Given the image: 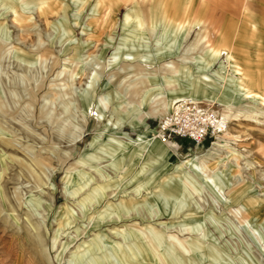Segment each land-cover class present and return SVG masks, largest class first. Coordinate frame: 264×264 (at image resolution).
Segmentation results:
<instances>
[{
  "label": "rangeland",
  "instance_id": "obj_1",
  "mask_svg": "<svg viewBox=\"0 0 264 264\" xmlns=\"http://www.w3.org/2000/svg\"><path fill=\"white\" fill-rule=\"evenodd\" d=\"M37 1L0 0V264H264L263 117L253 122L236 117L233 105L229 112L217 101L198 100L228 116L224 131L238 135L211 150L210 182L181 162L212 148V130L199 145L159 137L145 148L130 145L166 115L144 116L161 91L148 89L149 79L133 63L119 70L126 61L109 59L117 51L165 50L149 65L158 69L161 86L166 71L160 65L174 61L178 69L181 55L204 50L190 48L201 24L184 39L190 0H48L44 12ZM133 5L143 10L152 33L122 29ZM94 15L95 31L86 35ZM205 15L202 8L196 19ZM217 42L212 45L220 49ZM238 50L234 58L244 68L243 55L248 62L262 59L261 49ZM224 66L226 55L204 75L211 74L225 94L227 77L236 75H224ZM251 66L264 93V64ZM146 81L144 97L137 98V84ZM38 224L45 255L34 234Z\"/></svg>",
  "mask_w": 264,
  "mask_h": 264
},
{
  "label": "bare ground",
  "instance_id": "obj_2",
  "mask_svg": "<svg viewBox=\"0 0 264 264\" xmlns=\"http://www.w3.org/2000/svg\"><path fill=\"white\" fill-rule=\"evenodd\" d=\"M48 0H38V7L39 11L44 12L46 9L45 2ZM28 5V4H24ZM138 8L133 5L126 13L124 17V22L122 23V29L126 32H136L138 34L143 35L144 33H152V30L148 27V21L146 18V15L144 14L143 10H141V14L137 10ZM95 12L100 10L99 5L96 6V9H94ZM101 13V12H100ZM189 13V12H188ZM251 14V13H250ZM95 16V21H87L86 24V30L85 34L89 35L92 32L95 31V23L97 21V17ZM252 17V16H251ZM106 18V17H105ZM134 18H137V24L131 25V21H133ZM181 18V17H180ZM99 19V17H98ZM257 21V20H256ZM186 22V21H185ZM245 22V20H244ZM248 23V22H247ZM159 24V23H158ZM157 24V25H158ZM198 24H201L202 28L195 36V41L192 42L190 45V48L192 49V53L194 50L197 49L198 45L201 44L204 50H202V53L199 54V56H188V55H181L179 58V61L181 62V66L177 69L175 66L174 61H165V64L159 66L160 72L165 70L166 79H163L164 83H161V86L157 87L158 82V76L156 73L158 72V69H150L149 65L152 64L153 59H156L157 62H159L160 59L164 58L165 50L163 51H154L153 53H142V54H133V52H122L117 51L113 52L111 55V58L109 59L110 64H116L118 60L124 59L126 61V66H123L121 69L129 67L130 64H133V70L136 69L141 73V75L144 78L149 79L146 81V83H143L141 86L137 84L136 90L133 93L134 96L138 97H144V87H147L148 85L151 86V88L148 89H155L160 90L161 93L159 94V100L157 103H154L153 105L149 106L148 112L144 116H162L165 115L162 119H164L166 116H169L172 113V110L175 108L176 104L180 100H193L196 102H200L198 100L205 98L207 100L217 101L220 104H223L226 109L229 108V112H231V105L235 106L237 111L236 117L238 115H244L248 117L253 122L261 123L260 117L264 118V93H260L257 88L256 84L254 83V80L257 81L256 78H254L252 75L249 76V73L245 71L243 65H239V63L234 58V53L232 50L221 47L220 49H217L212 45L211 40V27H205V21H199ZM256 24V23H254ZM131 25V26H130ZM156 26V25H155ZM256 28V27H255ZM259 29V28H258ZM189 31L185 34L184 39L187 37ZM179 34L177 33L173 39L176 41L178 39ZM264 41V40H263ZM86 42V41H85ZM173 43V42H172ZM176 46L179 47V42H174ZM122 47V46H120ZM170 48V47H169ZM165 49V48H164ZM191 53V54H192ZM79 56L81 53H78ZM170 54V53H169ZM223 55H226V60L228 61V66L220 67L224 68L226 71L224 75H229L228 71L231 70V73L235 74L236 76H230L229 78V87L228 93L221 90V86L213 84V77L211 74L204 75L206 72V69L211 67L215 61L219 58H221ZM84 58V55L82 56ZM136 61V63H135ZM143 65L146 66V68L143 67ZM192 65V66H190ZM229 67V69L227 68ZM95 67L91 68V71L88 73L90 75H94ZM249 72V71H248ZM101 73V71H100ZM96 74V73H95ZM225 79V76L222 78ZM152 80H157L156 82L152 83ZM166 80V81H164ZM145 84V85H144ZM175 84L177 85L176 89H172L171 86ZM144 86V87H143ZM155 86V87H154ZM232 86V89H231ZM135 89V88H134ZM261 91V90H260ZM263 92V91H262ZM245 100L248 101V103H244ZM246 104V105H245ZM171 109V110H170ZM228 111H225L228 115ZM236 113V112H235ZM234 113V114H235ZM226 117L223 116V118L226 120ZM227 121V120H226ZM249 121V120H248ZM251 122V121H250ZM228 123V122H227ZM263 123V122H262ZM146 126V124H145ZM227 127V126H226ZM162 121L161 123L153 128V129H146L143 134H140L137 138V141H133L130 139V145H142L143 148L149 145V142L154 140L156 142V139L160 136L162 133ZM226 130V128L224 129ZM216 141L213 143L212 148H210L206 154L203 156L198 155H192L191 157L183 160L181 163L191 171H193L195 174L196 170L199 169V171L203 172L202 174H205V178L207 179L206 182H210V176L208 175V172L211 171V166L214 164H211L214 161L215 153H211V150H214V146L220 145V141L223 142L224 139L228 136V139H231L232 137H238V135L230 133L227 131H222L219 133H214L213 137ZM127 138V137H126ZM2 143L5 145H10L9 142L6 139H2ZM157 147V146H156ZM203 157V159H201ZM221 159V158H220ZM40 160H35L34 164L36 166L39 165ZM25 165V163H24ZM79 174V173H78ZM70 179V178H69ZM53 182L51 181L49 186H52ZM54 186V185H53ZM178 189V188H177ZM172 188L171 192H177L178 190ZM169 191V192H170ZM12 216V214H11ZM13 217V216H12ZM14 221L17 222L18 219L16 217H13ZM36 238H38V243L41 246L40 252L42 255L47 254V246L43 240V236L41 235L40 231V225L38 224V227L34 228ZM31 233V231H29ZM133 249H129V255L128 259L133 260L135 259V256L133 254ZM151 255H155V251L150 250ZM128 254V253H127ZM125 257V255H122ZM121 257V256H120ZM123 257H121L122 259ZM50 262V260H49ZM163 264V262H161Z\"/></svg>",
  "mask_w": 264,
  "mask_h": 264
},
{
  "label": "crops",
  "instance_id": "obj_3",
  "mask_svg": "<svg viewBox=\"0 0 264 264\" xmlns=\"http://www.w3.org/2000/svg\"><path fill=\"white\" fill-rule=\"evenodd\" d=\"M209 2L210 4L201 6L206 13L204 20L196 19V14L202 8L194 6L192 0L184 7L183 17L189 23L186 33L189 31V35L194 25H199V21H205V27H211L212 43L215 45L219 40L222 47L231 49L235 56L238 49H243L245 54L248 50L251 53V49L254 48L261 49L262 59L258 62L253 60L248 62V58L244 55V60L241 61L248 65L244 68L247 74L257 79L251 64H264V0H209ZM202 28L204 27L201 26ZM219 33L226 34L227 39L219 38ZM201 47L202 45L199 44L197 48Z\"/></svg>",
  "mask_w": 264,
  "mask_h": 264
},
{
  "label": "built area",
  "instance_id": "obj_4",
  "mask_svg": "<svg viewBox=\"0 0 264 264\" xmlns=\"http://www.w3.org/2000/svg\"><path fill=\"white\" fill-rule=\"evenodd\" d=\"M199 103L191 99L178 101L172 113L162 120L160 140L177 144V140L188 138L199 145L210 130L213 134L224 131L227 121L223 116Z\"/></svg>",
  "mask_w": 264,
  "mask_h": 264
}]
</instances>
